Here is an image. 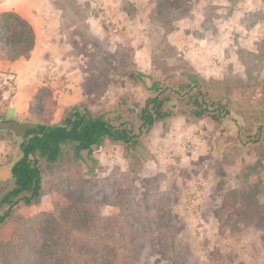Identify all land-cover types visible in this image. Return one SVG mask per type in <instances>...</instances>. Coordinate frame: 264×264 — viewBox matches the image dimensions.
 Returning a JSON list of instances; mask_svg holds the SVG:
<instances>
[{
    "label": "rangeland",
    "instance_id": "obj_1",
    "mask_svg": "<svg viewBox=\"0 0 264 264\" xmlns=\"http://www.w3.org/2000/svg\"><path fill=\"white\" fill-rule=\"evenodd\" d=\"M52 4L63 21L50 51L58 59L45 65L65 63L66 71L43 79L25 121L58 122L73 108L104 113L113 124L133 126L140 145L104 139L89 154L90 171L71 147L57 163L40 160V201L19 202L0 226V264L7 257H36L38 264H264V0ZM16 79L12 88L0 84V115L8 117ZM71 82L75 97L63 101ZM182 83L195 85L210 106L227 103L229 115L219 123L191 117L187 97L174 94L171 116L146 133L137 130L138 106ZM126 103L138 106L130 111ZM19 142L0 130V166ZM12 186V178L0 181V196Z\"/></svg>",
    "mask_w": 264,
    "mask_h": 264
},
{
    "label": "trees",
    "instance_id": "obj_2",
    "mask_svg": "<svg viewBox=\"0 0 264 264\" xmlns=\"http://www.w3.org/2000/svg\"><path fill=\"white\" fill-rule=\"evenodd\" d=\"M33 44V30L20 14L15 11L0 12V60L14 61L19 57L28 58ZM182 93L187 97L185 105L190 107L191 117L207 116L219 123L230 113L227 103L218 102V104L210 106L205 100V94L190 83L188 85L180 84L178 90H174L172 93L149 97L142 106L126 103L125 109L131 111L137 106L139 107V125L136 129L146 133L155 122L172 115L168 106L171 104L174 94L181 95ZM214 107L216 109H213ZM116 117L122 118V113L117 112ZM0 118H6V116L0 115ZM104 139L126 147L139 148L140 145L134 127L126 121L113 124L109 116L104 113L92 115L81 112L77 108H73L70 116L59 123H38L37 128L27 130L19 142L22 156L12 168L13 186L0 196V206L6 207L3 213L0 212V226L7 221L11 210L19 202L29 206L40 201L42 195L41 168L38 165L40 160L47 164L57 163L68 147L73 148L81 158L80 151L82 149L88 148L90 154L102 144ZM38 263L36 257H15L11 260L7 257L1 264Z\"/></svg>",
    "mask_w": 264,
    "mask_h": 264
},
{
    "label": "crops",
    "instance_id": "obj_3",
    "mask_svg": "<svg viewBox=\"0 0 264 264\" xmlns=\"http://www.w3.org/2000/svg\"><path fill=\"white\" fill-rule=\"evenodd\" d=\"M52 3L53 0H0V12H17L29 23L34 33V44L28 58L19 57L14 61L0 60V70L12 71L17 76V90L10 104L11 109L9 110L8 117L15 118L19 121L27 120L25 117L28 115L29 109L33 106L32 101L35 98L38 86L42 82L44 85L45 77H59L58 75H54L56 69L61 73L66 71V69L60 68H65V63H62L61 66L57 65L54 68L52 67V70H48L45 65L50 59L58 57L53 54V51L52 53L50 51L52 50V45L55 44L57 32L63 21V17L61 16L62 10L56 9ZM48 51L51 55L48 54L47 56ZM54 60L56 62L58 61L56 59ZM66 86L72 92L66 94L64 99L62 98L63 101H66L65 99L68 98L74 99L75 97V91L72 88V86L74 87L73 83H67ZM55 89L56 91L62 90L63 86L61 88L55 87ZM71 107H73V104ZM38 117L39 115L34 116V118ZM63 119L53 123L46 122L45 124H56ZM34 123L44 124V121Z\"/></svg>",
    "mask_w": 264,
    "mask_h": 264
},
{
    "label": "water",
    "instance_id": "obj_4",
    "mask_svg": "<svg viewBox=\"0 0 264 264\" xmlns=\"http://www.w3.org/2000/svg\"><path fill=\"white\" fill-rule=\"evenodd\" d=\"M139 78L145 83L149 84L150 88L155 87L156 83L151 81L149 75H145L139 72H136ZM37 128V124L30 121H19L15 118H0V130H8L12 132L14 137L21 138L27 130ZM22 151L20 146H16L11 161L5 165L0 166V181H5L11 178L12 168L14 164L21 158ZM80 156L86 166L87 170H91L94 167L95 160L89 156V149L85 148L80 151Z\"/></svg>",
    "mask_w": 264,
    "mask_h": 264
},
{
    "label": "built area",
    "instance_id": "obj_5",
    "mask_svg": "<svg viewBox=\"0 0 264 264\" xmlns=\"http://www.w3.org/2000/svg\"><path fill=\"white\" fill-rule=\"evenodd\" d=\"M14 78H15V74L12 71H0L1 85L12 88Z\"/></svg>",
    "mask_w": 264,
    "mask_h": 264
},
{
    "label": "flooded vegetation",
    "instance_id": "obj_6",
    "mask_svg": "<svg viewBox=\"0 0 264 264\" xmlns=\"http://www.w3.org/2000/svg\"><path fill=\"white\" fill-rule=\"evenodd\" d=\"M12 177V176H11Z\"/></svg>",
    "mask_w": 264,
    "mask_h": 264
}]
</instances>
